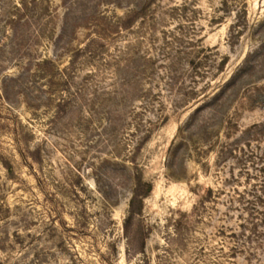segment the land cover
<instances>
[{"label":"rangeland","instance_id":"rangeland-1","mask_svg":"<svg viewBox=\"0 0 264 264\" xmlns=\"http://www.w3.org/2000/svg\"><path fill=\"white\" fill-rule=\"evenodd\" d=\"M0 264H264V0H0Z\"/></svg>","mask_w":264,"mask_h":264},{"label":"trees","instance_id":"trees-1","mask_svg":"<svg viewBox=\"0 0 264 264\" xmlns=\"http://www.w3.org/2000/svg\"><path fill=\"white\" fill-rule=\"evenodd\" d=\"M8 171H9V172L11 171L10 168H8Z\"/></svg>","mask_w":264,"mask_h":264}]
</instances>
